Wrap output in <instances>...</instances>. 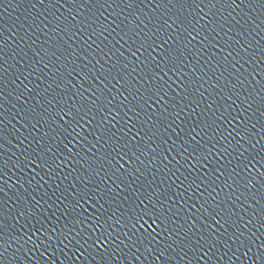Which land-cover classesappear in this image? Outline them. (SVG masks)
<instances>
[{
    "label": "water",
    "instance_id": "95a60500",
    "mask_svg": "<svg viewBox=\"0 0 264 264\" xmlns=\"http://www.w3.org/2000/svg\"><path fill=\"white\" fill-rule=\"evenodd\" d=\"M262 222L264 0H0V264H264Z\"/></svg>",
    "mask_w": 264,
    "mask_h": 264
},
{
    "label": "snow or ice",
    "instance_id": "6c2138e0",
    "mask_svg": "<svg viewBox=\"0 0 264 264\" xmlns=\"http://www.w3.org/2000/svg\"><path fill=\"white\" fill-rule=\"evenodd\" d=\"M141 47H143V45H141ZM165 54L167 55V53H165ZM153 79L163 80L162 77H153ZM166 85H167V82L164 81L163 84H161L159 87L155 88V91H150V89H151L150 88L148 90L149 91V95L144 98V105L146 107H151V105L153 103H156L159 100H163L164 95L166 94V92H165V86ZM149 102H151V103H149ZM136 135L139 136V132H137ZM199 147L200 146L193 147L192 152L189 153V155H193L194 158H196L194 154L199 151ZM202 158L203 159H207V155L203 156ZM197 163H199V160H197ZM262 224H264V222H262ZM2 231H3V229L0 228V232H2ZM37 231H39V229H37ZM13 239H17V238H13ZM201 239L203 240L204 238L202 237ZM24 243H35V241L32 239L31 235H28L27 238L24 240ZM196 245H197V247H199L200 246V241H196Z\"/></svg>",
    "mask_w": 264,
    "mask_h": 264
}]
</instances>
